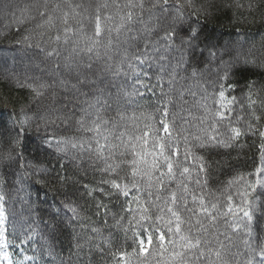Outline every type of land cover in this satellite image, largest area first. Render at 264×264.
Segmentation results:
<instances>
[{"label": "snow or ice", "instance_id": "6c2138e0", "mask_svg": "<svg viewBox=\"0 0 264 264\" xmlns=\"http://www.w3.org/2000/svg\"><path fill=\"white\" fill-rule=\"evenodd\" d=\"M3 7L17 32L35 22L17 43L33 47V33L38 36L36 55L52 60L53 75L59 77L32 87L36 97L52 89L49 113L40 119L45 125L57 120L68 125L75 118L76 130L82 133L68 138L47 135L37 148L55 147L65 153L71 148L88 154L105 174L101 183L109 186L107 191L98 190L125 198L122 210L130 217L135 247L132 253H113L117 264H129V256L143 257V264H240L228 259L244 255L239 249L233 251L237 233L244 237V264H264V212L256 215L264 205L253 195L257 188L264 195V167L257 168L252 180L240 176L229 181L219 193L208 188L211 161L206 154L231 148L249 132L264 138V129L245 120L244 105L233 119L237 98L227 97L222 83L209 93L197 80V54L203 58L207 52L212 59L218 55L222 59L228 52L205 35L198 19L202 7L194 0H7ZM168 13L173 26L153 39L160 18ZM44 37L47 42H42ZM240 56L237 50L236 58ZM227 78L224 73L220 79ZM153 97L155 108L145 114L141 109ZM210 98L215 107L210 106ZM246 101L248 115L258 122L256 107L264 101L251 95ZM173 105L179 110L170 111ZM29 119L14 121V141L0 143L5 148L19 144ZM140 119L151 123L142 132L129 131L128 126ZM4 127L0 123V129ZM5 135L0 131V136ZM20 155L0 150V164L19 163ZM122 167L127 169L123 176ZM235 185L239 187L233 190ZM79 216L78 206L64 203L51 214L49 227L55 233L65 219L71 222ZM154 241L155 250L150 252ZM8 247L0 230V264H16L3 251ZM67 264H72L71 256Z\"/></svg>", "mask_w": 264, "mask_h": 264}, {"label": "trees", "instance_id": "16d2710c", "mask_svg": "<svg viewBox=\"0 0 264 264\" xmlns=\"http://www.w3.org/2000/svg\"><path fill=\"white\" fill-rule=\"evenodd\" d=\"M194 3L202 7L198 13L199 24L203 26L205 35L211 37V43L220 50L227 49V59H235L239 50L243 60L230 65L215 59L216 76H209V73L202 70L210 66L211 60L207 61L205 54L203 58L197 54V80L209 93L213 89L219 90L218 85L222 83L225 95L237 98L236 110L231 113L233 119L240 112V106L244 105L245 120L264 129V104L256 107V115L260 117L257 122L248 115L246 101L248 95L264 101V0H194ZM144 15L147 18L148 13L145 12ZM34 23L21 27L17 32L8 14L0 17V123L5 126L0 131L6 133L5 136H0V141H14L13 122L31 117L25 125L26 131L19 144L13 142L5 148L0 143V150H11L14 156L16 153L21 154L19 163L14 160L10 167L7 163L0 164V196H3L0 201L3 215L0 230L9 245L6 249L16 264H61L62 261L67 264L69 256L72 264H117L113 253L121 250L132 253L135 247L133 230L128 225L130 217L122 210L125 198L105 195L98 190L103 188L107 191L109 186L101 183L105 174L99 170L100 164L93 163L88 154H78L77 150L71 148L66 153L57 151L55 147L37 148L47 135L68 138L82 133L76 130L75 118L68 125L59 120L45 125L40 119L49 113V93L52 89H48L44 96L36 97L32 87L46 81V74L52 80L59 77L53 75L55 69L52 60L36 55L34 45L38 36L33 33V47L17 43L24 29L32 28ZM152 23L156 24L157 21L154 19ZM172 26V13L162 16L152 33L153 39ZM85 30L91 31L88 21H85ZM42 42H47V37ZM169 58L171 59V55ZM36 60V66H30ZM245 60L248 62L245 63ZM46 63L50 66L53 64V69L48 67L49 71L46 72ZM190 71L191 69L189 73ZM30 73V76L37 77L29 80L27 75ZM224 73L228 74V78L221 81ZM189 82L191 81H185ZM195 90L199 91V85ZM185 98L192 100L191 97ZM40 99L45 101L41 103ZM155 99L153 97V102L145 103L141 109L145 114L154 110ZM209 104L215 107L211 98ZM190 106L184 105L185 108ZM171 110L179 109L173 105ZM193 111L196 109L193 108ZM148 123L151 122L140 119L128 126L129 131L142 132L144 125ZM176 123L180 125V118H177ZM241 127L244 125L241 124ZM261 144H264V138L249 132L231 148H220L207 153L206 156L211 161L208 188L219 193L228 186L229 181L240 176L252 180L257 168L264 167V149ZM40 168H46L47 173L38 171ZM126 171L122 167L119 174L123 176ZM57 176L60 179H56ZM237 187L239 185L233 186V190ZM260 193L261 189L257 188L253 195L260 205H264V195ZM67 202L78 206L80 216L71 222L65 219L61 230L53 233L49 227L51 214ZM98 204L106 208L98 207ZM262 212L264 207L257 210V217ZM221 230H224L222 225ZM228 231L231 233V229ZM234 238L236 247L233 251L239 249L244 255L235 258L229 256L228 259L239 260L240 264H244L247 252L242 243L243 234H234ZM259 241L260 236L257 235L255 243L258 245ZM155 247L154 241L150 252ZM25 256L33 259L24 260ZM143 259L128 257L129 264H143Z\"/></svg>", "mask_w": 264, "mask_h": 264}, {"label": "rangeland", "instance_id": "374dc122", "mask_svg": "<svg viewBox=\"0 0 264 264\" xmlns=\"http://www.w3.org/2000/svg\"><path fill=\"white\" fill-rule=\"evenodd\" d=\"M86 1H88V0H86ZM5 3H7V0H0V17H1V15H3V14H6V12H5V10H4V7H3V5L5 4ZM205 56H206V59H207V61L209 60H211L210 61V66L208 67V66H206L202 71L204 72H207V74L209 73V76H216V70H217V65H214V62H215V59H218V60H216L217 62L218 61H221V60H223V61H226L228 64H230V65H235L236 63H239L240 61H242L243 62V60H242V56H240L238 59L237 58H235V59H227V54H225L224 56H223V58L221 59L220 57H219V55L217 56V58H215V59H212L210 56H209V54L207 53V52H205ZM214 61V62H213ZM35 62H37V60L36 61H33V63L30 65V66H36V63ZM46 67H45V71L47 72V71H49V69H47L48 67L50 68L51 67V70L53 69V64H51V66L48 64V63H46V64H44ZM2 73V72H1ZM31 75V73L30 74H28L27 75V77H28V79L30 80V79H32L34 76L35 77H37L36 75H33V76H30ZM46 76H48V79L46 80V81H44V82H49V83H51L53 80L51 79V76H49V75H47L46 74ZM35 77L33 78V79H35ZM50 77V78H49ZM5 78H7V76L5 75ZM57 91L58 92H60L61 93V95H63V91L62 90H60V89H57ZM46 99V98H45ZM45 99H40L39 100V102H43V101H45ZM38 102V103H39ZM40 105H42V104H40ZM0 219H2V221H3V215H0ZM3 251H5V252H8L7 251V249L5 248V249H3ZM4 264H7V262L5 261L4 262Z\"/></svg>", "mask_w": 264, "mask_h": 264}]
</instances>
